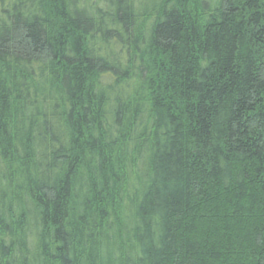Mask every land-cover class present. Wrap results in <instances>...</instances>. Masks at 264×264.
<instances>
[{"label": "trees", "instance_id": "trees-1", "mask_svg": "<svg viewBox=\"0 0 264 264\" xmlns=\"http://www.w3.org/2000/svg\"><path fill=\"white\" fill-rule=\"evenodd\" d=\"M0 264H264V0H0Z\"/></svg>", "mask_w": 264, "mask_h": 264}]
</instances>
